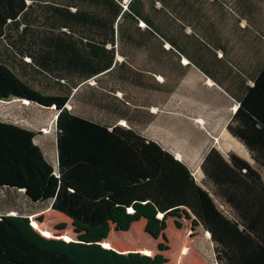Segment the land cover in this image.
<instances>
[{
    "label": "trees",
    "instance_id": "obj_1",
    "mask_svg": "<svg viewBox=\"0 0 264 264\" xmlns=\"http://www.w3.org/2000/svg\"><path fill=\"white\" fill-rule=\"evenodd\" d=\"M243 1L238 0V4L252 18L255 1ZM117 5L127 12L128 4ZM89 19L86 12L73 10L63 0H0V101L27 100L58 111L55 167L45 161L34 143L35 132L0 120V189L21 190L30 202L47 204L52 211L98 235L110 219L128 210H133L132 216L145 218L150 232L156 235L158 214L179 217L183 212L209 234L216 264H264V243L257 238L262 235L252 228L259 223L246 220L243 212L247 208L240 209L244 201L231 203L227 195L229 205L243 210L235 211L233 217L218 209L214 201L216 190L221 192L224 185L236 190L254 184L255 191L258 187L264 191V58L226 126L247 149L253 165L234 153L225 158L212 149L203 159V179L198 183L188 167L158 143L131 128L109 127L74 113L67 104L69 94L46 93L57 88L71 92L87 76L103 70L106 61H94L103 54L95 52L89 60L86 45L91 43L71 35L67 26ZM60 24L65 29H58ZM255 26L259 29L263 24ZM93 47L99 45L94 43L91 50ZM43 235L50 237L27 216L0 215V264L151 261L145 256H118L100 250L95 241L65 243L56 249L59 241Z\"/></svg>",
    "mask_w": 264,
    "mask_h": 264
},
{
    "label": "crops",
    "instance_id": "obj_2",
    "mask_svg": "<svg viewBox=\"0 0 264 264\" xmlns=\"http://www.w3.org/2000/svg\"><path fill=\"white\" fill-rule=\"evenodd\" d=\"M248 1L244 0L242 4ZM117 3L128 4L127 12L124 13L123 7L120 8ZM63 4L91 16L88 22H72L67 26L71 28V35L80 36L91 43L86 45L89 60L95 57V52L96 55L102 53L103 57L95 58L94 61L103 60L106 63L103 70L87 76V80L71 92L57 88L49 89L47 94H69L67 104L74 113L93 118L109 127L123 126L136 130L183 162L198 183L203 179L201 164L210 150H216L225 158L227 155L223 153H238L233 150L223 152L211 145L200 158L181 157L177 154L185 153L186 149L193 151L200 148L203 142L201 137L216 139V132H220L219 139L229 141L234 148L239 151L243 149L248 154L247 149L231 136L226 126L245 86L250 84L264 58V51L260 52L257 48V43L262 42L264 45V10L256 12L252 20L242 10L238 0H63ZM239 14L242 15L241 22ZM260 23L263 26L258 29L255 25ZM143 25L149 28H142ZM246 25L250 27L243 30L241 27ZM65 27L60 24L58 29ZM258 35L262 39L256 42ZM94 43L99 47L91 50ZM186 76H200L203 82L209 83V88L207 91L203 88V93L212 95L210 103L191 102L188 96L192 88L179 91V79L187 84L186 87H194L192 84H196L191 83L192 79ZM176 93L183 97L179 103H176ZM228 98L236 103V108L224 126L222 124L223 128H217L215 119L209 124V132L212 133L205 132L206 129L203 131L208 116L217 111L220 115L227 114ZM56 114L55 110V118ZM160 123L165 127H159ZM160 132L170 136L166 138ZM198 135L200 144L199 141L195 145L191 144ZM171 141L173 146L170 145ZM165 143H169L172 150ZM248 157L246 161L253 165L249 154ZM196 169L200 173V181L193 172ZM261 175L264 183V174ZM253 185L247 188L237 186L236 190L231 188L232 185H224L219 188L221 192L216 190L214 201L218 209L231 217L236 214L235 211H243L240 209L245 206L247 210L243 214L246 220L259 223L252 228H257V232L262 235L257 238L264 243V191L260 187L255 191ZM227 195L231 203L242 200L244 204L235 210V206L228 204ZM185 219L167 217L166 229L159 235V238L165 236L167 229L171 228L173 237L166 241L168 249L170 245L175 247L171 258L173 261L179 262L190 253V250L186 252L184 246L193 248V245L186 244L192 238V231L184 228L192 218L187 221ZM180 223L183 228L177 225ZM199 229L206 241L210 242L209 234ZM181 246L184 249L182 254ZM146 251L151 255L158 252V249L149 248ZM196 251L192 250L194 253Z\"/></svg>",
    "mask_w": 264,
    "mask_h": 264
},
{
    "label": "rangeland",
    "instance_id": "obj_3",
    "mask_svg": "<svg viewBox=\"0 0 264 264\" xmlns=\"http://www.w3.org/2000/svg\"><path fill=\"white\" fill-rule=\"evenodd\" d=\"M252 6V18H254V14L256 12L261 13L264 10V0H254ZM253 1V2H254ZM262 8V10H261ZM264 15V13H262ZM264 23V21L262 22ZM246 24V23H245ZM260 39V35H258ZM259 46L258 51H263L264 46H262V42L257 43ZM240 51H238L239 53ZM237 53V54H238ZM241 53V52H240ZM250 53V51H249ZM241 55V54H240ZM185 78H191L190 76H186ZM184 78V79H185ZM192 82L196 84H192L194 87H186L187 84L183 83L182 79L180 81L179 91H183L187 88H192V91L189 94V100L193 103H201L207 101L210 103V96L204 94L203 88L207 91L209 88V83H205L199 77L191 78ZM178 84L176 85V87ZM204 97H207L204 99ZM181 95L176 93V103L181 102ZM227 114L220 115L219 112L212 114L206 118V126L203 131L209 132L210 126L216 119L215 124L217 123V128L221 130L222 124L228 120L232 111L236 108V103L228 98L227 100ZM225 106V105H224ZM0 120L15 124L21 128L31 130L35 132L36 136L34 139V143L40 148L41 153L45 161L55 167L56 165V154H55V110L52 108L44 109L33 103H25L22 100H14L9 99L7 101L0 102ZM194 121V120H193ZM192 121V122H193ZM159 127L164 128L165 125L159 124ZM199 127V126H194ZM47 131V133H45ZM160 131H164L160 129ZM212 133V132H209ZM160 134L166 138L170 135L166 132H160ZM218 136L216 139L207 138L203 140L200 148H196L193 151L186 149L185 153H177L181 157L185 156H195L200 158L204 153V151L211 145H215L219 148L220 151H236L237 155L245 160H249L248 154L245 153V150L239 151L234 148V146L229 141H223V139H219L220 132H216ZM196 141L200 139L199 135L194 138L191 144L195 145ZM171 150L172 148L169 146V143H165ZM170 145L173 146L174 143L171 141ZM242 148V147H241ZM240 148V150H241ZM201 149V150H200ZM242 152V153H241ZM227 155V153H223ZM198 181H200V173L196 169L193 171ZM24 215L27 216L29 222L35 221L39 224L41 230L46 231L50 237H45L46 239H56L59 243L55 244L56 249H60L64 247L65 243L70 245L77 244H85L90 242H96L98 247L101 249H105L109 252H112L118 256H128V255H139L149 257L151 259L149 264H214L215 260L213 258L212 245L211 243L204 238V235L200 233L199 226L193 224V222L189 221L185 225V229H190L192 233H190L191 237L189 242H186L187 245L192 246L193 248H189L188 246H184L186 252L190 250V253L185 255V257L181 261H173L171 258L173 257V249L174 246H169L168 242L171 237H173L171 228L165 233V236L160 237L159 235L162 230L166 229V220L167 217H163L161 215H157L156 219L159 221L157 235L155 233L150 232L149 225L147 221L143 217H135L132 216L133 210H128L126 214L123 216H117L115 219H110L104 230H102V234L98 235L94 232H89L86 228H81L77 226L72 221L68 220L65 216L54 212L50 209V206L38 205L30 202L28 198H26L20 191H7L5 189H0V215ZM180 218H186V215L182 213L179 214ZM184 216V217H183ZM40 218L41 220H37ZM187 221V219H185ZM170 223V222H169ZM179 228H183L182 224H177ZM169 226V225H168ZM40 233V231L37 230ZM163 234V233H162ZM64 237H66L64 239ZM194 240V243H193ZM204 244H203V243ZM38 247L40 245L36 244ZM63 245V246H62ZM183 246L180 247L181 254L183 252ZM158 249V252L150 255L146 250ZM182 248V249H181ZM204 248V249H203ZM169 250V252H168ZM192 250H199L200 253H194ZM203 250V251H202ZM66 251V250H63ZM189 252V251H188ZM193 254H192V253ZM204 252V253H203ZM67 253V252H66ZM186 254V253H185ZM176 256V255H174ZM157 258L164 259V262L158 260ZM169 259V260H168ZM177 259V258H176ZM167 260L169 262H167ZM178 262V263H177ZM141 264H144L141 262Z\"/></svg>",
    "mask_w": 264,
    "mask_h": 264
},
{
    "label": "water",
    "instance_id": "obj_4",
    "mask_svg": "<svg viewBox=\"0 0 264 264\" xmlns=\"http://www.w3.org/2000/svg\"><path fill=\"white\" fill-rule=\"evenodd\" d=\"M17 100H19V99H17ZM22 101H26V102H28V103H30L29 101H27V100H22ZM37 105V104H36ZM56 112L58 113V111L56 110ZM21 191V190H20Z\"/></svg>",
    "mask_w": 264,
    "mask_h": 264
},
{
    "label": "bare ground",
    "instance_id": "obj_5",
    "mask_svg": "<svg viewBox=\"0 0 264 264\" xmlns=\"http://www.w3.org/2000/svg\"><path fill=\"white\" fill-rule=\"evenodd\" d=\"M25 103H28V102H26V101H24ZM45 133H47V131L45 132Z\"/></svg>",
    "mask_w": 264,
    "mask_h": 264
}]
</instances>
